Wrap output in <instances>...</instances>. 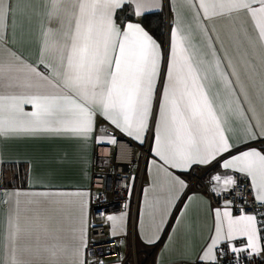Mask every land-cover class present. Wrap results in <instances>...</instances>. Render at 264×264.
I'll list each match as a JSON object with an SVG mask.
<instances>
[{
  "label": "snow or ice",
  "instance_id": "6c2138e0",
  "mask_svg": "<svg viewBox=\"0 0 264 264\" xmlns=\"http://www.w3.org/2000/svg\"><path fill=\"white\" fill-rule=\"evenodd\" d=\"M167 3L173 17L165 56L143 22L119 16L129 6L127 15L146 20L163 10L165 0H46L39 14L48 24L41 25V59L33 65L11 43L22 0H0V176L5 166L17 164L4 158L5 140L87 141L97 132L98 117L140 144L151 129L155 159L150 163L156 171L145 189L144 242L159 240L188 188L177 172L190 173L193 165L223 158L222 169L249 179L253 203L260 207L252 213L241 208L234 216L233 201L226 200L223 209H214L213 230L197 259L201 264H250L264 253V0ZM221 18L228 22L224 35L217 27ZM25 105L33 110L25 111ZM95 143L113 147L119 141L109 132L96 135ZM19 163L31 167L28 161ZM212 179L216 195L229 194L237 185L232 175ZM31 188L35 190L0 188L7 205L2 264H104L87 255L91 191ZM235 195L248 203L242 193ZM127 216V211L104 216L111 237L126 232ZM238 237L246 243H233ZM28 238L34 242H25Z\"/></svg>",
  "mask_w": 264,
  "mask_h": 264
},
{
  "label": "crops",
  "instance_id": "0c3cea01",
  "mask_svg": "<svg viewBox=\"0 0 264 264\" xmlns=\"http://www.w3.org/2000/svg\"><path fill=\"white\" fill-rule=\"evenodd\" d=\"M45 2L46 0H22L21 10L18 11L15 17V29L11 33V43L26 58L27 62L33 65L38 64L41 59V25L48 24L47 17L39 14L44 11ZM29 4L38 9V14H32L28 7ZM131 11V7L125 6V11L120 12V17L126 18L131 22H142V18L134 20L133 17L127 18L125 16L126 13ZM162 11L166 15L164 40L159 39L153 33L151 34L161 44V48L165 56H167L173 17L167 0H165ZM184 15L189 22H192V13L190 11L186 10ZM51 26L54 28L57 27L56 21H52ZM217 27L221 29V35H224L229 30L228 22L223 18L217 21ZM225 43L231 47L230 40L225 39ZM53 58L54 54L50 52L49 60H53ZM40 70L45 71L43 67ZM157 95H159V91ZM24 110L30 112L33 108L31 105H25ZM153 113L155 117V106ZM109 132L115 133L117 138L119 135H122L135 142L138 146H143L149 142V155L145 163L135 222L133 224L131 223L132 202L129 197L126 203L128 207L123 210L128 213L126 232L115 237L118 241H123V244L120 245L122 254L119 258L109 259L104 264H131L133 248L136 250L141 262L146 261L148 251L154 252L151 264H196V262H200L197 257L200 255L201 249L208 240L214 227V209H223L224 207V204L220 206L213 205L206 188L212 191L215 185L212 179L214 175H232L233 171L222 169L220 164L223 158H220L208 166L193 165L190 173L181 174L177 172V175H181V178L186 180L188 188L184 190L180 199L176 202L171 215L167 218L162 232L159 233V240L153 245L146 244L144 239H142L143 232L148 230L147 207L144 203V196L145 189L149 187L150 179L156 171L150 163L151 160L155 159L154 154L150 151L153 147V132L151 129L146 133L145 143L140 144L134 139L120 133L105 120L98 117L97 132L87 141L64 137H36L5 140L2 142L4 158L14 159L17 161V164L3 168V174L0 176V188L9 190L21 188L24 190H35L31 186L40 184L45 190L50 191L89 189L93 194L91 189L93 166L95 152L97 146H99L95 143V136L106 135ZM253 146L259 147V145ZM100 152L108 154L109 149L101 148ZM20 161L30 162L31 167L29 168L28 163H19ZM22 167L25 168L26 172L24 184L17 187H8L6 183L14 177L16 170ZM195 180L196 183H194ZM190 197L191 199H189ZM149 199H151V193H149ZM3 200L4 197L0 195V264H2L4 257V236L7 218V205L2 202ZM91 200L86 215L85 239L87 246L91 222ZM231 212L234 216L241 214L236 213L232 206ZM53 215L55 214L53 213ZM142 216L144 219L143 229L140 227ZM148 234L151 235L150 232ZM25 242L33 243L34 240L28 238ZM233 243L237 244V246L243 245L246 243V238L238 237ZM261 255L263 256L264 253Z\"/></svg>",
  "mask_w": 264,
  "mask_h": 264
},
{
  "label": "built area",
  "instance_id": "2783aa9c",
  "mask_svg": "<svg viewBox=\"0 0 264 264\" xmlns=\"http://www.w3.org/2000/svg\"><path fill=\"white\" fill-rule=\"evenodd\" d=\"M118 141V146H97L93 166L91 185L93 194L87 255L90 260L99 259L103 260L104 263L109 259L119 258L122 254L121 246H116L118 240L110 236V225L104 216L123 211V206L130 197L132 202L131 223L135 222L145 163L149 155V142L143 146H138L122 135L118 136ZM101 148L109 149V153H101ZM232 176L237 180V185L229 194L216 195L209 188H206L213 205L220 206L226 200H232V207L236 213H241V208L245 213H252L254 208L260 206L253 203V192L249 179L235 172L232 173ZM236 192L242 193L248 203H245L240 196L235 195ZM101 212L104 213V216L100 215ZM146 255V261L141 263L136 250L133 248L131 261L133 264H151L154 252L148 251ZM227 259H231V254ZM196 264H201V262H196ZM250 264H264V255L253 256Z\"/></svg>",
  "mask_w": 264,
  "mask_h": 264
},
{
  "label": "trees",
  "instance_id": "16d2710c",
  "mask_svg": "<svg viewBox=\"0 0 264 264\" xmlns=\"http://www.w3.org/2000/svg\"><path fill=\"white\" fill-rule=\"evenodd\" d=\"M125 16L127 18L132 17L130 15H127V13L125 14ZM142 22L151 33H153L159 39L164 40L165 25H166V15L164 11H159L153 14H149L146 20L142 18ZM8 166H15V165H8ZM25 175H26L25 168L24 167L20 169L18 168L16 170V173L14 174V177L11 180H9L6 183V185L8 187H17L21 184L23 185L25 182Z\"/></svg>",
  "mask_w": 264,
  "mask_h": 264
},
{
  "label": "rangeland",
  "instance_id": "374dc122",
  "mask_svg": "<svg viewBox=\"0 0 264 264\" xmlns=\"http://www.w3.org/2000/svg\"><path fill=\"white\" fill-rule=\"evenodd\" d=\"M140 153V152H139ZM140 260V259H139ZM141 261V260H140ZM142 263V262H141ZM131 264H133V262L131 261Z\"/></svg>",
  "mask_w": 264,
  "mask_h": 264
}]
</instances>
